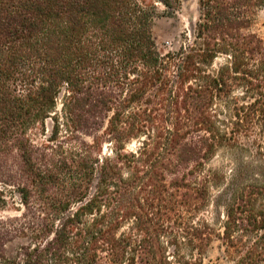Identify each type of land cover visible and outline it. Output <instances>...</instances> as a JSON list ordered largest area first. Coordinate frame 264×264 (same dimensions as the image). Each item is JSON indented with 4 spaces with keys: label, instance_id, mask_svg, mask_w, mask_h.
<instances>
[{
    "label": "trees",
    "instance_id": "obj_1",
    "mask_svg": "<svg viewBox=\"0 0 264 264\" xmlns=\"http://www.w3.org/2000/svg\"><path fill=\"white\" fill-rule=\"evenodd\" d=\"M154 1L0 0V264H264V0Z\"/></svg>",
    "mask_w": 264,
    "mask_h": 264
},
{
    "label": "rangeland",
    "instance_id": "obj_2",
    "mask_svg": "<svg viewBox=\"0 0 264 264\" xmlns=\"http://www.w3.org/2000/svg\"><path fill=\"white\" fill-rule=\"evenodd\" d=\"M157 16L154 19L152 33L156 42L157 48L160 52L164 53L168 50L176 49L182 42V35L190 36L194 27V23L199 17V8L197 0H182L180 7L176 10L170 11L165 8L159 1H154ZM251 29L264 36V5L255 9L254 20ZM51 121L47 120L46 127L49 130ZM48 130L46 135H49ZM35 139L40 142L44 139L41 135L35 136ZM90 140L89 138H86ZM107 151L106 144L102 147V153ZM229 160L224 152H219L211 161V165L218 166ZM229 163V162H228ZM20 208L18 198L16 197L12 202L7 198V203L0 209V216H15L19 215ZM26 242L24 238H15L5 244V252L7 255L12 256L15 253L17 246ZM203 264H227L223 258L222 247L219 241L214 240L207 253L205 254Z\"/></svg>",
    "mask_w": 264,
    "mask_h": 264
}]
</instances>
